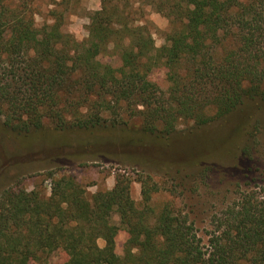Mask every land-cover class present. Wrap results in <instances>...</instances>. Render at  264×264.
I'll use <instances>...</instances> for the list:
<instances>
[{
    "label": "trees",
    "instance_id": "1",
    "mask_svg": "<svg viewBox=\"0 0 264 264\" xmlns=\"http://www.w3.org/2000/svg\"><path fill=\"white\" fill-rule=\"evenodd\" d=\"M33 1L0 0V118L11 132L26 137L48 121L65 134L104 143L113 136L120 162L152 166L128 148L196 146L215 126L223 143L211 152L240 156L245 173L234 184L237 196L211 214L203 234L170 204L155 211L151 196L161 186L147 175L138 178L141 207L124 175L92 194L70 176L55 178L48 196L5 188L0 264H46L56 250L67 255L63 264H264V167L253 163L255 133L237 136L233 124L241 114L249 121L264 113V0H141L136 7L132 0H98L82 41L62 30L71 0H61L62 10H51L52 22L40 26ZM143 4L175 24L160 47L142 21ZM105 54L119 64L102 62ZM159 66L166 68V93L150 79ZM123 113L140 126L124 123ZM192 161L161 169L181 178ZM119 229L128 235L121 258Z\"/></svg>",
    "mask_w": 264,
    "mask_h": 264
},
{
    "label": "rangeland",
    "instance_id": "2",
    "mask_svg": "<svg viewBox=\"0 0 264 264\" xmlns=\"http://www.w3.org/2000/svg\"><path fill=\"white\" fill-rule=\"evenodd\" d=\"M60 1H33L37 26L52 22L51 10H62ZM132 2L135 7L141 4V0H132ZM98 8V0H71L63 12L62 30L72 34L76 40H85L88 37L89 15ZM143 9L142 21L148 25L155 46L160 47L166 42V35L174 29L175 24L148 5L143 4ZM100 59L114 66L119 64L117 56L112 54L102 55ZM150 79L165 93L168 91L166 68L162 66L154 68ZM241 117L242 114L233 123L238 124L237 136H242V132L248 130L255 133L253 163L260 171L264 167V113L259 120L252 117L251 120L246 121V119L241 120ZM231 120L228 124L232 122ZM122 121L135 127L140 126L141 123L138 117H130L125 113ZM185 127L181 124L178 129ZM218 128L214 126L212 132ZM229 128L231 126H224L225 130ZM212 132L210 130L206 134L203 144L198 143L196 146L193 142H187L173 148L154 145L129 147L130 153L150 157L149 159L157 164L140 166L119 161V151H122V146L119 141L113 140V136L105 140L108 143H104L103 139L99 137L97 139L95 136L80 137L72 132L65 134L45 121L41 130L24 137L11 132L0 118V193L5 188L18 187L27 191L38 189L48 196L55 178L70 176L87 193L92 194L98 190L111 189L116 178L124 175L132 180L131 197L141 207L143 198L138 178L147 175L161 186V189L151 196L150 205L155 211H159L165 204H170L173 210L189 214V218L195 220L199 233L203 234L209 228L211 214L217 213L226 202L237 196V187L234 184L241 180L245 173L242 172L241 164L238 162L240 156L238 159L234 158V154L229 156L225 150L211 152L214 151L211 150L212 148L216 147L217 150L223 143L219 135ZM96 139L102 145L96 144ZM186 160H193L195 165H186L180 175L181 178H175L174 173L171 175L165 173V169H161L176 162L185 163ZM207 165L211 169L205 175L199 176L198 170L201 166L205 168ZM111 222L118 224L117 214L111 217ZM127 236L123 229H119L115 236V253L120 258L123 256ZM97 243L102 247L105 242L99 238ZM66 259L67 255L64 252L56 250L47 256L46 264H63Z\"/></svg>",
    "mask_w": 264,
    "mask_h": 264
}]
</instances>
